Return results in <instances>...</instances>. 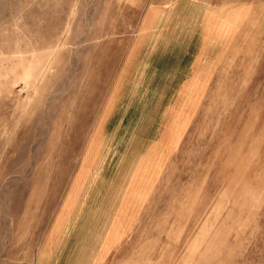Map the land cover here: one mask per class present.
<instances>
[{
    "label": "rangeland",
    "instance_id": "374dc122",
    "mask_svg": "<svg viewBox=\"0 0 264 264\" xmlns=\"http://www.w3.org/2000/svg\"><path fill=\"white\" fill-rule=\"evenodd\" d=\"M0 264H264V0H0Z\"/></svg>",
    "mask_w": 264,
    "mask_h": 264
}]
</instances>
